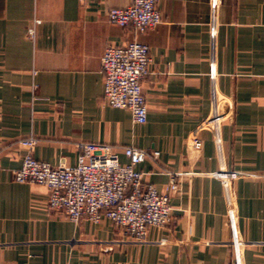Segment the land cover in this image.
Returning <instances> with one entry per match:
<instances>
[{"label": "crops", "instance_id": "crops-1", "mask_svg": "<svg viewBox=\"0 0 264 264\" xmlns=\"http://www.w3.org/2000/svg\"><path fill=\"white\" fill-rule=\"evenodd\" d=\"M131 1L0 0V264H264V0H158L144 33L106 17ZM133 38L150 49L143 124L103 98L101 54ZM29 136L53 166L86 141L123 164L146 150L144 183L169 193L179 174L171 222L136 240L49 211L47 187L13 179Z\"/></svg>", "mask_w": 264, "mask_h": 264}, {"label": "built area", "instance_id": "built-area-1", "mask_svg": "<svg viewBox=\"0 0 264 264\" xmlns=\"http://www.w3.org/2000/svg\"><path fill=\"white\" fill-rule=\"evenodd\" d=\"M157 1L132 0L126 6L109 8L106 17L111 24L144 33L162 21ZM28 34L33 36V27ZM150 62L149 46L136 38L122 45H108L100 56L104 100L109 106L129 110L136 124L145 123L147 118L141 82L149 73ZM21 143L25 151L13 179L47 187L49 211L62 213L74 223L81 219L97 223L105 217L136 240L144 239L150 227H164L171 222L169 199L179 187V174L170 175L169 193H159L154 185L144 183L137 165L149 155L146 150L123 147L128 159L123 164L111 145L81 142L75 163L66 167L38 160L33 154L34 137Z\"/></svg>", "mask_w": 264, "mask_h": 264}]
</instances>
